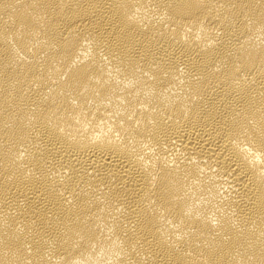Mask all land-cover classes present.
<instances>
[{"label": "bare ground", "instance_id": "6f19581e", "mask_svg": "<svg viewBox=\"0 0 264 264\" xmlns=\"http://www.w3.org/2000/svg\"><path fill=\"white\" fill-rule=\"evenodd\" d=\"M0 264H264V0H0Z\"/></svg>", "mask_w": 264, "mask_h": 264}]
</instances>
